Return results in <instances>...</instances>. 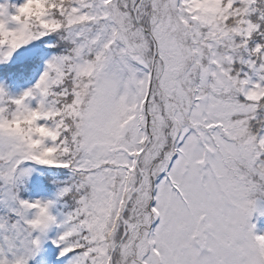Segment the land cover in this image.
I'll return each mask as SVG.
<instances>
[{
    "label": "snow or ice",
    "instance_id": "1",
    "mask_svg": "<svg viewBox=\"0 0 264 264\" xmlns=\"http://www.w3.org/2000/svg\"><path fill=\"white\" fill-rule=\"evenodd\" d=\"M11 7L0 33L25 35L0 60L62 47L0 87V264H264V0Z\"/></svg>",
    "mask_w": 264,
    "mask_h": 264
},
{
    "label": "rangeland",
    "instance_id": "2",
    "mask_svg": "<svg viewBox=\"0 0 264 264\" xmlns=\"http://www.w3.org/2000/svg\"><path fill=\"white\" fill-rule=\"evenodd\" d=\"M0 3H7L9 5V11H12V5L20 3V0H0ZM10 26H12L10 24ZM62 47V41L60 39V35L58 33H51L37 39L31 40L28 43L21 45L19 48L15 49L12 54L7 58L0 60V69H3L4 72L0 77V87H2L8 96L10 97H17L21 95L25 90L31 89L37 83L39 77L43 73L46 62L51 58L52 55L57 54ZM41 50V52L45 53L43 57L39 60L34 62V55ZM39 62V63H38ZM25 64L28 68H34V65L38 67L36 70V75L33 79L29 82L19 85H11L6 86L4 84V78L16 69L20 68L21 64ZM14 82L12 81V84ZM31 106H35L36 99L30 98L29 100ZM38 177V176H37ZM40 182V178L38 177L37 181L31 180L32 185H38ZM52 188L50 187L48 191H41L37 194L50 196ZM250 223L255 225L254 232L257 234H264V196H257L256 197V207L255 210L250 217ZM42 256L47 258L50 256V253L45 252L42 253ZM39 260V258H38Z\"/></svg>",
    "mask_w": 264,
    "mask_h": 264
},
{
    "label": "trees",
    "instance_id": "3",
    "mask_svg": "<svg viewBox=\"0 0 264 264\" xmlns=\"http://www.w3.org/2000/svg\"><path fill=\"white\" fill-rule=\"evenodd\" d=\"M45 53L41 52V50H39L35 55H34V62L36 61H39L43 55ZM39 63V62H38ZM38 63L37 65H34L35 67L34 68H28L25 66V64H21V67L20 68H16L12 73L11 75H8L7 77L4 78V84L6 86H11V85H19V84H24L26 83L28 80L32 79L34 77V75L36 73H34V71L37 69V66H38ZM3 71V69H0V77L2 76V73L4 72H1ZM12 81L14 82L12 84ZM37 174H33V177L32 179L35 180V182L37 181L38 177ZM40 178V177H39Z\"/></svg>",
    "mask_w": 264,
    "mask_h": 264
},
{
    "label": "clouds",
    "instance_id": "4",
    "mask_svg": "<svg viewBox=\"0 0 264 264\" xmlns=\"http://www.w3.org/2000/svg\"><path fill=\"white\" fill-rule=\"evenodd\" d=\"M43 5L40 3H29L25 8L24 16L27 17L29 15L31 16H38L39 13L42 11ZM22 23H24V20H22ZM24 35L22 32L17 31L14 35L11 33H0V40L5 41H12L16 40L18 43L23 40ZM3 47H7V44L3 45Z\"/></svg>",
    "mask_w": 264,
    "mask_h": 264
}]
</instances>
